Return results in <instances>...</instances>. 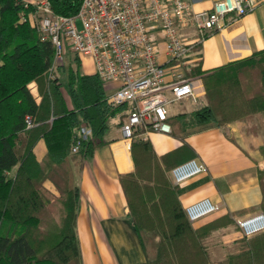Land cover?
Masks as SVG:
<instances>
[{"label": "trees", "instance_id": "16d2710c", "mask_svg": "<svg viewBox=\"0 0 264 264\" xmlns=\"http://www.w3.org/2000/svg\"><path fill=\"white\" fill-rule=\"evenodd\" d=\"M49 1L61 15L76 13L81 2ZM23 10L24 0H0V264H82L76 235L79 189L70 166L80 167L83 158L104 144L109 118L117 117L120 126L130 107L109 103L104 82L96 73L81 72L77 56H73L75 66L69 63L67 73L62 72L64 66L55 61L52 42L21 18ZM255 68L262 71L259 86L247 91L244 73L252 74ZM185 71L188 77L201 78L204 96L192 111L168 117L170 132L222 126L232 120L227 117L232 113L264 112V48L211 69H202L198 63ZM81 125L91 128L86 139L77 133ZM146 130L150 129L133 131L134 170L120 175L145 253V259L136 264L153 263L146 258L144 231H152L157 239L156 258L165 255L169 263L181 264L182 254L187 260L194 257L184 264L212 261L204 235L234 220L225 213L199 228L192 226L168 178L172 167L165 163L167 154L157 156L149 140L138 137ZM41 143L44 150L39 155ZM260 184L264 191V170ZM238 242L233 251L213 261L264 264V231L243 235Z\"/></svg>", "mask_w": 264, "mask_h": 264}, {"label": "crops", "instance_id": "0c3cea01", "mask_svg": "<svg viewBox=\"0 0 264 264\" xmlns=\"http://www.w3.org/2000/svg\"><path fill=\"white\" fill-rule=\"evenodd\" d=\"M213 1L191 0L192 8L209 9ZM180 33L183 39L191 41L194 31L185 28ZM163 48L161 42V51ZM262 48L264 0H256L252 10L238 17L227 15L198 47H193L184 58L183 72L198 63L202 69H211L247 57ZM164 59L163 54H160V60ZM80 64L87 68L84 73H95L91 58L85 57ZM191 78L195 79L198 91L196 100L185 97L171 102L175 110L169 111L168 106L170 117L192 111L197 105L193 106L191 102L200 104L203 100L204 86L201 78ZM104 84L108 95L116 86L113 82ZM29 87L36 95L35 84L32 82ZM177 102L179 104L175 105ZM111 118L114 120L110 124L108 122L109 128L104 137L106 142L99 145L90 156L83 158L80 167L74 163L70 166L73 183L79 189L76 235L82 264H136L145 259L120 183V175L134 170L132 138L122 135L117 117ZM178 133V129L173 133L146 130L138 137L149 140L157 156L167 154L165 163L169 167L193 157L204 163L203 172L178 184L172 182L167 172L169 180L176 186L177 199L182 209L203 197L211 198L218 205L215 212L191 222L194 228L228 213L239 229L238 219L264 212V191L260 184L264 153L259 148L261 141L258 135L244 134L238 123H229L226 128L212 125ZM43 150L41 143L38 146L39 155ZM201 264L217 263L212 260Z\"/></svg>", "mask_w": 264, "mask_h": 264}, {"label": "built area", "instance_id": "2783aa9c", "mask_svg": "<svg viewBox=\"0 0 264 264\" xmlns=\"http://www.w3.org/2000/svg\"><path fill=\"white\" fill-rule=\"evenodd\" d=\"M255 3L214 0L209 9L194 10L191 0H81L76 13L61 15L53 11L49 0H27L21 18L52 42L56 62H62L65 45L80 61L91 58L94 72L103 82L116 83L107 100L130 107L120 125L122 135L129 139L140 127L171 131L169 104L185 97L196 100L198 95L195 79L183 72L185 56L227 15L241 16ZM185 28L194 31L191 41L181 36L180 30ZM91 132L87 125L77 131L81 139ZM204 170L202 161L190 158L168 173L178 184ZM217 209L209 197L184 207L191 222ZM237 226L245 236L264 231V212L238 219Z\"/></svg>", "mask_w": 264, "mask_h": 264}, {"label": "rangeland", "instance_id": "374dc122", "mask_svg": "<svg viewBox=\"0 0 264 264\" xmlns=\"http://www.w3.org/2000/svg\"><path fill=\"white\" fill-rule=\"evenodd\" d=\"M27 1V0H24ZM73 56H75L73 53H71L68 48L64 45L63 49V60L62 62H57L58 65H63L64 70L62 72L67 73V66L70 63H73L75 66V61L73 59ZM77 62L80 63V60L77 59ZM66 66V67H65ZM87 68L80 64V71L84 72ZM262 71L255 68L254 73L245 72L244 76L245 81L244 87L247 91H251V88L256 89L259 86L260 76ZM60 75V73H59ZM32 83V82H31ZM30 84V83H29ZM31 86V85H30ZM179 104L178 102L175 103ZM193 106H198L199 103L191 102ZM174 105V104H173ZM173 105H169V111L175 110L173 108ZM228 118L232 119L228 123H223L222 126L224 128L227 127V124L229 123H238L241 127V131L246 135H253L256 134L259 137V140L261 141V144L259 145V148L262 153H264V112L259 113L257 115H242L240 112L232 113L227 116ZM114 119L109 118L108 122L109 124ZM72 165V164H71ZM46 186L52 190V186L50 183L46 182ZM208 235H204L203 237V243L206 245V251L208 252V255L210 259L212 260H219L222 259L227 253L233 251L235 247L239 245L238 240L243 237V234L241 231L236 227L235 224H222L217 225L216 227L212 228ZM225 234V235H223ZM230 234H237V235H230ZM152 231H144L143 232V238L146 245V258L153 261L152 264H173L169 263L167 258H170L165 255H161L158 258H156V250H157V239L153 236ZM231 237H234L231 238ZM179 257L181 259V264L186 263L188 260L193 259L194 257L189 258L188 260L185 259V256L180 254ZM167 259V260H166Z\"/></svg>", "mask_w": 264, "mask_h": 264}]
</instances>
